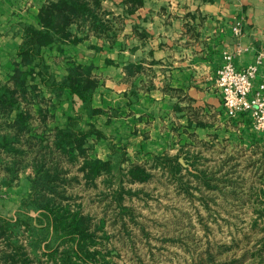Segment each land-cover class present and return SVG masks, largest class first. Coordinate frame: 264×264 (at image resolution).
I'll return each mask as SVG.
<instances>
[{"label": "crops", "instance_id": "0c3cea01", "mask_svg": "<svg viewBox=\"0 0 264 264\" xmlns=\"http://www.w3.org/2000/svg\"><path fill=\"white\" fill-rule=\"evenodd\" d=\"M49 1L57 0H0V87L14 88L19 63L35 70L26 84L40 91L29 103L21 101L20 109L29 110L36 120L33 126L31 117L30 131L16 143L23 152L3 150L9 156L4 168L9 177L32 141L47 145L43 154L23 162L19 174L27 180L24 199L34 192L38 178L35 159L52 175L59 172L53 188L43 192L67 207L61 196L70 192L72 182L80 179L88 188L89 182L106 179L112 171L101 170L97 177L89 170L71 172L63 159L73 166L80 155L82 165L86 159L132 163V175L145 180L154 173L147 169L151 165H169L173 174L176 167L192 169L211 145L228 143L246 157L258 148L264 153V129L255 126L249 112L231 115L216 86L217 69L226 61L240 70L257 67L255 89L264 81V0H143L135 6L126 0H102L104 30L93 26L91 16L84 22L80 18L69 28L70 39L43 46L40 57L24 66L19 52L26 28L43 27L40 11ZM75 36L82 39L75 41ZM76 65L87 67L97 80L87 100L68 86H57ZM50 102L54 107H48ZM15 117L16 109H0L2 132H12ZM59 130L71 133L65 139L68 146L77 147L83 139L84 154L76 149L72 156L54 148ZM196 147L198 154H192ZM2 177L9 182L6 174Z\"/></svg>", "mask_w": 264, "mask_h": 264}, {"label": "rangeland", "instance_id": "374dc122", "mask_svg": "<svg viewBox=\"0 0 264 264\" xmlns=\"http://www.w3.org/2000/svg\"><path fill=\"white\" fill-rule=\"evenodd\" d=\"M36 130L42 133L41 127ZM34 143L12 177L4 169L9 156L0 148V217L20 222L0 236V264H19L5 253L28 264H64L61 252L71 243L77 249L79 242L55 238L40 225L41 208L22 201L23 162L43 154L39 141ZM227 145L205 147L192 169L176 167L175 174L169 165H151L147 169L154 173L142 180L132 175V163L116 162L109 164L111 176L92 180L88 188L80 179L72 182L61 202L88 217L85 244L92 253L74 259L80 264H264V153L258 148L246 157ZM192 154H198L197 147ZM79 157L74 166L64 159L62 165L82 173ZM120 158L116 154V161Z\"/></svg>", "mask_w": 264, "mask_h": 264}, {"label": "trees", "instance_id": "16d2710c", "mask_svg": "<svg viewBox=\"0 0 264 264\" xmlns=\"http://www.w3.org/2000/svg\"><path fill=\"white\" fill-rule=\"evenodd\" d=\"M126 2L135 6L137 4H142L143 0H126ZM102 12V0L49 1L40 11V18L43 27L35 28L33 26H28L26 28L27 36L19 52L22 64L25 66L40 57L43 46L49 45L56 40L70 39L72 33L69 28L73 23L79 21L80 18H82V22H84L87 19V16H91L93 18V26L96 29L101 28L104 30L106 24L102 19ZM80 39L82 38L78 36H75L74 38L75 41ZM34 72V69H24L19 63H16L15 72L12 78L14 88L8 87L7 85L0 87V109L3 111L6 109H9V111L16 109V117L12 124V132H2L0 128V148L5 151H12V153L16 155L23 152L16 143L21 141L22 136L26 134V131H30L29 121L32 115L29 110H21L20 106L23 99L28 103L31 100L36 99L34 96L37 95L36 91L39 89L38 86L32 84L29 86L26 84V80L29 76H35ZM96 85L97 80L92 79L90 77V70L82 65L72 67L67 78L63 82L57 84L59 89L68 86L73 92L78 93L85 100L88 99V95L91 94ZM70 135L71 133L69 131L59 130L56 141L54 142V148L60 149L62 152L70 153L72 156L77 155L75 153L76 149L79 150V154H84L85 148L82 146L83 139L78 141L77 147L66 145L65 139ZM82 136H85V134L82 133ZM40 144V150L47 148L45 147L47 145L42 141ZM35 161V169L38 178L35 180L34 192L30 197L23 199L22 201L24 205H27V203H33L34 206H39L40 208L45 209L46 214L43 215L47 224L41 227L45 230L49 229V233L56 234L55 238L61 237L62 240L67 239L69 242L76 240V237L79 239L76 246L77 249L74 250L71 243L70 248L64 249L61 254L62 262L64 264H80L77 262V259H74L75 256H78L80 259H85L92 255V253L87 250L85 244V239L89 236L86 232L89 226L88 217L77 211L72 212L68 206L65 207L57 204L54 198H50L43 192L46 187H49L50 189L53 188L51 185L53 184L52 181L59 176V172L57 171L54 176L49 172L50 168H45V164H42L36 159ZM15 165L14 169L12 168L13 170L10 171L17 174L15 172L17 167ZM81 167L82 170H89L90 172H94L95 175L103 169L102 167L110 170L108 162H102L98 159H86ZM45 169L47 176L44 174ZM136 170L137 173L142 175L141 177H146L145 173H143L140 168H136ZM133 175L139 177L137 174ZM17 224H20V222H10L9 220L0 217V236H7L9 228ZM57 250L58 249H55L53 252H56ZM83 251H85V254ZM4 256L8 260L10 257L13 261H17V263L19 262V264L29 263L27 259L22 257L17 258L14 254L11 255L5 253Z\"/></svg>", "mask_w": 264, "mask_h": 264}, {"label": "built area", "instance_id": "2783aa9c", "mask_svg": "<svg viewBox=\"0 0 264 264\" xmlns=\"http://www.w3.org/2000/svg\"><path fill=\"white\" fill-rule=\"evenodd\" d=\"M256 71L255 66L240 70L226 61L217 69L216 86L231 115L249 112L255 126L264 129V81L255 89Z\"/></svg>", "mask_w": 264, "mask_h": 264}]
</instances>
